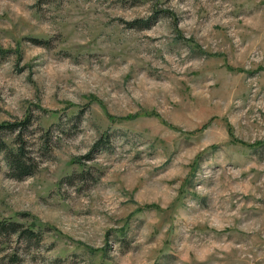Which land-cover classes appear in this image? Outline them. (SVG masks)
I'll use <instances>...</instances> for the list:
<instances>
[{"label": "rangeland", "instance_id": "374dc122", "mask_svg": "<svg viewBox=\"0 0 264 264\" xmlns=\"http://www.w3.org/2000/svg\"><path fill=\"white\" fill-rule=\"evenodd\" d=\"M0 49V123L53 132L0 158V220L43 233L0 264H264V0H0Z\"/></svg>", "mask_w": 264, "mask_h": 264}, {"label": "trees", "instance_id": "16d2710c", "mask_svg": "<svg viewBox=\"0 0 264 264\" xmlns=\"http://www.w3.org/2000/svg\"><path fill=\"white\" fill-rule=\"evenodd\" d=\"M147 20L138 18L133 20L132 24L137 27H147L150 24ZM33 40L39 42V39ZM0 52L5 53V50L0 49ZM34 122V117L27 114L21 119L6 120L0 123V158L4 159L8 167V173L12 177L21 179L33 174L41 160L48 156L52 150L53 132L50 126L45 129L41 127L43 131L36 136V142L30 139ZM107 142H109L108 133L99 136L94 141L91 151L107 147ZM35 143L38 145L37 149H34ZM91 151L86 156H89ZM0 235L7 238L17 235L18 238H22L25 241L39 242L43 233L40 227L35 229L31 225L25 226L22 222L14 219H1ZM10 255L11 260L14 262L17 252L15 251Z\"/></svg>", "mask_w": 264, "mask_h": 264}]
</instances>
